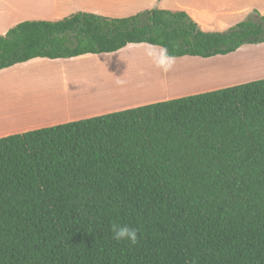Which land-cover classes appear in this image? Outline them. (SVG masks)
I'll return each mask as SVG.
<instances>
[{
    "label": "trees",
    "instance_id": "obj_1",
    "mask_svg": "<svg viewBox=\"0 0 264 264\" xmlns=\"http://www.w3.org/2000/svg\"><path fill=\"white\" fill-rule=\"evenodd\" d=\"M137 43L227 55L264 43V15L25 20L0 35V69ZM0 264H264V78L0 137Z\"/></svg>",
    "mask_w": 264,
    "mask_h": 264
},
{
    "label": "rangeland",
    "instance_id": "obj_2",
    "mask_svg": "<svg viewBox=\"0 0 264 264\" xmlns=\"http://www.w3.org/2000/svg\"><path fill=\"white\" fill-rule=\"evenodd\" d=\"M147 51V47H142L120 55L97 54L71 63L19 66L0 74V109L26 107L35 111L40 120H54L73 116L85 108H132L264 78V43L246 44L224 56L175 59L172 68H180L181 72L172 75L173 79L170 77V87L184 83L180 89L167 90L166 94V80L156 74L159 68ZM147 67L151 70L131 72ZM117 80L124 84L118 85ZM157 85L159 91L155 89ZM166 96L170 97L163 99Z\"/></svg>",
    "mask_w": 264,
    "mask_h": 264
},
{
    "label": "crops",
    "instance_id": "obj_3",
    "mask_svg": "<svg viewBox=\"0 0 264 264\" xmlns=\"http://www.w3.org/2000/svg\"><path fill=\"white\" fill-rule=\"evenodd\" d=\"M152 7L185 11L205 31H223L244 19L253 10H257L260 14L264 15V0H0V35L5 34L11 27L25 20H56L75 12H89L106 17H127ZM150 46L153 45L146 43L128 44L112 53L120 55L142 47L149 49ZM95 55L97 54H84L71 58L57 59L37 57L26 62L17 63L8 68L0 69V74L13 71L19 66L35 65L39 67L45 64L71 63L81 59H89ZM183 57H176L175 59ZM148 68H136L131 72L140 73L151 70ZM151 68L157 69L155 67ZM180 70V68H172L168 72L160 69L155 71L157 72L156 74L160 73V77L158 75H155V77L166 80L163 82V85H165L163 93L167 94V90L174 91L180 89L181 84L184 82L181 84L176 83L174 87H170L169 84L170 77L173 79L172 75H178L181 72ZM169 97L166 96L163 99H168ZM176 97L180 96H173V98ZM10 109V111H8L9 109H0V137L123 110V108L117 107L98 108V110L85 108L82 111L74 113L75 116L69 114L64 118L40 120L36 118L35 111L26 107H10Z\"/></svg>",
    "mask_w": 264,
    "mask_h": 264
},
{
    "label": "clouds",
    "instance_id": "obj_4",
    "mask_svg": "<svg viewBox=\"0 0 264 264\" xmlns=\"http://www.w3.org/2000/svg\"><path fill=\"white\" fill-rule=\"evenodd\" d=\"M146 54L152 59L155 66L164 72L170 71L175 63V57L170 55L168 49L164 46H150ZM116 83L123 85L124 81L117 80ZM111 230L113 233L112 238L117 242L126 241L132 245L138 243V230L135 228L113 224Z\"/></svg>",
    "mask_w": 264,
    "mask_h": 264
},
{
    "label": "bare ground",
    "instance_id": "obj_5",
    "mask_svg": "<svg viewBox=\"0 0 264 264\" xmlns=\"http://www.w3.org/2000/svg\"><path fill=\"white\" fill-rule=\"evenodd\" d=\"M150 63H151V62H150ZM151 64H152V63H151ZM227 64H228V63H227ZM246 67H247V66H246ZM246 69H247V68H246ZM245 72H246V71H245ZM153 87H154V86H153ZM155 87H156V86H155ZM146 88H150V87H146ZM146 88H145V89H146ZM151 88H152V87H151ZM143 89H144V88H143ZM145 89H144V90H145ZM155 89H157V91H159V90H158V89H159L158 85H157V88H155ZM155 89H153V90H155ZM146 90H148V89H146ZM149 91H150V89H149ZM150 94H151V93H150ZM153 94H155V93H153ZM95 100H99V99L96 98Z\"/></svg>",
    "mask_w": 264,
    "mask_h": 264
}]
</instances>
